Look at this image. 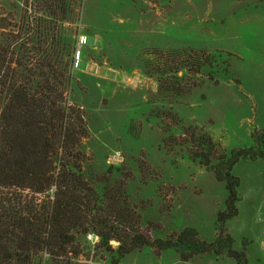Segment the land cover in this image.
<instances>
[{"label": "rangeland", "instance_id": "rangeland-1", "mask_svg": "<svg viewBox=\"0 0 264 264\" xmlns=\"http://www.w3.org/2000/svg\"><path fill=\"white\" fill-rule=\"evenodd\" d=\"M50 6L48 0H0V46L9 45L14 52L23 44V62L33 75L47 71L41 67L50 46L37 28L52 21L45 13ZM72 8L70 23L62 24L61 32L75 47L78 36H88L86 67L109 66L127 76L123 83L120 77L119 83L99 81V86L92 79L83 81L86 67L74 72L71 66L70 105L65 106L70 118L82 113L89 131L74 151L79 155L74 164L98 195L125 183L127 203L132 215L141 217V231L164 239L191 227L201 239L214 241L228 192L193 157L201 152L197 141L203 135L212 139L219 156L253 146V130L264 129V0H74ZM151 43L165 48L151 49ZM189 49L217 57L213 67L195 72L189 64L184 68L164 58ZM17 53L9 58L20 60ZM11 72L20 85L25 71L13 64ZM132 80H139L136 91ZM62 154L59 149L57 159ZM116 154L123 161L109 164ZM71 160L65 164H73ZM233 174L241 182L239 216L227 230L234 250L246 251L249 264H264V161H240ZM54 193L0 188V207L8 216L28 218L31 210H42L38 206L48 207ZM7 234V248L20 256L16 264H235L212 255L182 263L173 251L157 255L149 248L119 259L118 243L112 242L109 251L98 235L77 231L70 233L76 240L66 249L33 248L37 243L30 240L19 250V232L9 228Z\"/></svg>", "mask_w": 264, "mask_h": 264}, {"label": "trees", "instance_id": "trees-1", "mask_svg": "<svg viewBox=\"0 0 264 264\" xmlns=\"http://www.w3.org/2000/svg\"><path fill=\"white\" fill-rule=\"evenodd\" d=\"M48 1L52 6L45 13L52 21L49 24L44 22L43 28L37 22L40 26L37 32L42 31L44 45L50 46V54L45 56L41 67L46 72L39 76L27 70L23 62L27 57L22 51L23 44L14 52H10L9 45L0 46V188L30 190L41 196L50 190H55V193L48 207L38 206L42 210H31L28 218L8 216L0 207V264L19 262L16 250H9L5 244L9 228H12V233L19 232L22 236L18 235L21 242L16 247L19 250H23L30 240L37 243L33 248L45 245L46 249H66L76 240L73 235L69 236L70 233L77 231L84 235H98L102 247L109 251H113L112 242L118 243L116 254L119 259L149 248L157 255L173 251L182 263L212 255L230 258L235 264H249L246 251L234 250V239L227 226L239 216L237 205L241 182L233 174L234 168L240 161H264V129L253 130V146L236 148L230 154L219 156L215 155L209 136L203 135L197 141L201 152L193 159L213 173L218 182L224 183L228 192L225 210L217 216L214 241L201 239L199 232L191 227L164 239L152 237L149 231H141V217H134L127 203L126 184L116 183L111 188H104L103 194L98 195L85 182L81 168L74 164L79 159L74 151L80 141L89 135L81 120L82 113L77 114L80 116H76L77 120L70 118L65 106L72 79L70 70L75 44L61 31L62 24H69L73 16L74 0ZM17 51H20V60L9 58L10 55L17 56ZM158 52L152 50L149 53ZM165 55V59L170 57L179 61L181 67L191 65L189 68L195 72L204 67L212 68L217 58L199 49L172 51ZM13 64L25 71L20 85L10 78ZM145 64L148 65L147 62ZM59 149L64 155L57 159ZM68 159H73V164H65ZM214 159L216 164H213ZM56 161L59 162L58 169ZM57 170L59 181L56 182L54 173ZM111 171L112 168L109 173ZM85 225L92 230L84 228ZM121 226L126 227L125 230Z\"/></svg>", "mask_w": 264, "mask_h": 264}, {"label": "crops", "instance_id": "crops-1", "mask_svg": "<svg viewBox=\"0 0 264 264\" xmlns=\"http://www.w3.org/2000/svg\"><path fill=\"white\" fill-rule=\"evenodd\" d=\"M151 31H153V30H151ZM154 32V31H153ZM168 33H166V34H164V36L165 35H167ZM171 42H174V40H169L168 41V44L169 43H171ZM152 45L150 46V48L151 49H156V48H158V49H161V48H165V46L163 45V46H159L157 43H151ZM145 46V45H144ZM87 62V61H86ZM87 65H86V63H85V61H84V64H83V66L82 67H86ZM87 68V70H88V72L87 71H83V72H81V75H82V77L81 78H83V81L84 82H88L87 80L88 79H92V80H95V81H97V83H96V85H99V81H102L103 83L104 82H108V83H119V80H120V77L122 78L121 80H120V82L121 83H123V82H125V81H127L126 79H127V76L125 75V74H121L120 72L118 73V71H116V69H113V68H111V67H107V66H104V67H102V68H94V66H88V67H86ZM89 68V69H88ZM90 71H94V72H90ZM86 73H88V74H86ZM94 73V74H93ZM132 82H135V87H132L131 89H134V91H136V89L138 88V86L139 85H137L138 83H139V80H137V81H134V80H132ZM100 86V85H99ZM147 90V89H146ZM81 102H83L84 104H86L83 100H81ZM87 104H88V102H87ZM86 106H88V105H86ZM164 253V252H163ZM201 257H206V256H201ZM200 257V258H201ZM196 258H198V257H196ZM195 258V259H196ZM195 259H193V260H195ZM218 259V258H217ZM192 260V261H193Z\"/></svg>", "mask_w": 264, "mask_h": 264}, {"label": "built area", "instance_id": "built-area-1", "mask_svg": "<svg viewBox=\"0 0 264 264\" xmlns=\"http://www.w3.org/2000/svg\"><path fill=\"white\" fill-rule=\"evenodd\" d=\"M89 38L86 35H80L78 36L76 47L73 53V62H72V70L74 72L82 71L83 66V58H84V49L88 46ZM66 102L68 104V107L70 105L69 100L67 99V93H66ZM123 159L120 156V154H116L113 156H110L108 159L109 164L116 165L119 162H122Z\"/></svg>", "mask_w": 264, "mask_h": 264}]
</instances>
